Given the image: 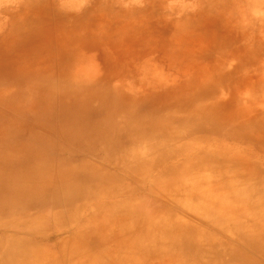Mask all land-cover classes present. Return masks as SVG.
I'll list each match as a JSON object with an SVG mask.
<instances>
[{"label": "rangeland", "instance_id": "374dc122", "mask_svg": "<svg viewBox=\"0 0 264 264\" xmlns=\"http://www.w3.org/2000/svg\"><path fill=\"white\" fill-rule=\"evenodd\" d=\"M166 11L169 15L165 18L171 22L168 24L160 20L158 6L145 8L137 0H0V62L2 59H8V62L5 60L3 69L15 74V64L19 65L17 67L19 69L22 64H34L39 58L41 75L46 72L51 79L54 78L59 82L60 70L69 64L75 49L74 31L66 27L79 28L85 41L90 37L99 40L103 35V37L119 36L104 48L100 45L102 51H98V56L103 59L101 62L92 59L87 67H78L77 72L80 71L84 77L92 78L95 74L102 76V68L104 77L113 78L112 85L125 88L122 97L123 95L132 97L131 110L146 114L150 110L145 100L152 98L156 101V97H159V101L172 108L170 113H177L181 118L180 111L186 108L181 109L180 103L202 97L213 87L215 94L218 95L217 100L225 97L228 101L226 99L228 97L236 102V107L229 111L226 109L227 115L249 111L248 108H252L254 111L250 112L252 117L263 122L264 0H228L226 3H210L206 9L204 5L193 3L191 0H175L174 3L167 4ZM193 14L196 16L192 18ZM65 16L73 20L70 22L71 25L63 26L64 22L61 23V19L65 21ZM35 34L38 36L36 37ZM26 35L32 37L27 44L25 41L29 37ZM26 45L30 49L27 54ZM210 48L213 53H206ZM219 55H222V58H219ZM236 67L238 70L233 72V68ZM74 71L76 73V70ZM226 71H232L233 80L223 78L225 80L223 81L219 78L213 81L216 75ZM236 72L237 76L234 74ZM212 75L214 76L210 80ZM9 81L8 87H2L1 97L8 99L11 95H15L17 102L0 104V125L15 123L18 127L17 129L13 127L11 131L7 130L5 133L22 135L30 132L31 137L27 141L29 143L39 142L41 145L43 137L53 141L56 149L70 150L72 147L60 142L61 138L53 132L60 127L58 98L53 99L50 106L54 111L51 120L54 128L46 132V129L36 126L32 118L40 111L44 112L47 107L42 105L43 90L41 89V108L38 112V107H35L34 111V104L40 97L38 92L31 91L37 89L28 83L26 85L23 83L26 87H22L17 86L13 79ZM13 107H27L32 111L27 115L15 114ZM219 109L221 107H218ZM220 122L224 123V120ZM2 134L0 141L5 138V134L3 132ZM131 138L130 134L118 133L113 141L84 143L91 146L96 144L102 151L107 145L108 151H112L115 149V142H131ZM145 139L147 138L143 140ZM143 140L139 141L142 143ZM159 143L160 141L155 140L153 145L158 148L164 146L163 143L160 145ZM21 144L7 150L10 155L15 154L14 162L20 172L22 171L20 167L28 160L23 157L24 146ZM100 145L104 146L101 148ZM239 147L241 148H235L232 157L222 159L210 157L209 164L199 160L189 165L186 162L190 161L188 159L191 158L190 153L180 155L184 151L180 149L177 160L172 164L176 167L173 170L175 172L171 174L173 172L171 171L159 179L158 176L163 175L160 169L146 171L148 166L154 163L153 158L145 155L139 162L137 149H130L128 154L106 159L108 165H103L104 162L98 159L103 157L102 152L100 155L97 154L98 156L87 154L85 151H77L73 156L69 154L62 156V151L56 152L50 160L45 161L46 166L42 165L44 162L42 161V175H51L55 179L59 173L57 171L59 165L62 170H79L84 160L93 164V167H103L107 180H101L108 182L105 184L106 189L111 186L113 191L115 189L117 192L125 191L129 194L115 197L113 206L109 204L104 205L103 208H97L95 205L100 203L101 197L108 195L109 191L106 189L104 194H97L83 202L80 205L81 214L92 211L95 214L93 220L95 222H89L88 226H85L86 229L84 227L78 234L73 232L62 234L49 221L41 224L40 208L31 207L33 215H30L31 210H29L28 215L15 212L8 217L7 212L5 214L1 212H5L6 208L0 210V264H101L104 260L101 256L117 254L120 245H122V256L129 260L133 255L137 264H216L215 251L211 248L207 249L209 242L222 245L225 241L229 243V239L239 244L240 241L229 231L221 230L223 233L220 234L209 229L208 227L215 228L212 226L213 217L205 213L232 206L228 205L227 201L233 202L242 196V191L229 195L223 187L224 184L227 188L232 186L231 182L236 187L239 185L249 188L255 184L264 186V160L259 155L251 154L245 146ZM127 148V144L123 146L124 150ZM73 150L74 147L71 151ZM34 155H36L34 158H39L42 154L41 151L36 150ZM4 162L0 169L6 167V161ZM69 162L75 164V168L62 164ZM163 163L164 160L161 165ZM132 165L137 167L134 168ZM128 169L135 172L127 171ZM35 171L40 170H34L33 175H40ZM243 196L249 200V195L243 194ZM216 201H220V204ZM253 205L255 210L262 211L259 213H264L262 201L256 200ZM114 206H123L119 210L125 216L132 215L134 221L139 222L142 230L144 225L150 229L153 227L150 232L151 238H154L151 244L152 250L133 253L131 247L135 246V243L125 242L132 238V234L128 231L121 238L115 237L116 240L103 242L109 233L107 226L111 231L119 227L118 222H114L113 219L120 211L111 210ZM110 212L113 218L110 219L111 221H104V217ZM225 212L229 214L231 211L225 210ZM242 212L244 213L243 210ZM203 213L204 216L200 219L195 216ZM32 216L36 218L33 219ZM170 217V221H173L177 227L184 229L187 226V229L194 232L206 231L202 238L201 236L195 238L196 245L200 246L196 252L192 253L188 247H184V242L179 241L180 238H187L179 235L181 233L175 232L174 236L162 235L159 228H155V223L165 222V219ZM38 222L40 224L37 226L42 225V227L34 229L33 226ZM83 223L80 222L78 230ZM220 223L224 226L231 224L226 218L220 219ZM247 223L253 222L246 216L240 219V224L249 228ZM177 233L179 234L175 235ZM108 237L114 239L112 235ZM148 239L147 236H142L139 238L140 244L143 245ZM172 239L177 241L171 244ZM18 252L15 259L5 257V254ZM224 258L226 262L229 261L228 257Z\"/></svg>", "mask_w": 264, "mask_h": 264}, {"label": "bare ground", "instance_id": "6f19581e", "mask_svg": "<svg viewBox=\"0 0 264 264\" xmlns=\"http://www.w3.org/2000/svg\"><path fill=\"white\" fill-rule=\"evenodd\" d=\"M64 19L65 21H63V18L61 19V23L64 22L63 26L71 25L70 22L73 20L67 17ZM66 28H72L74 31L76 37L75 49L69 64L60 70L61 73L58 75L59 82H56L54 78L52 80L49 75H46V72L42 73L43 76L41 75V61L39 58L34 64L20 63L23 66L19 69L17 68L19 65L15 64V74L3 69V64L6 62L5 60L8 62V59H2L0 62V93L2 92V87H8L9 80L11 79L17 83V86L21 85L22 87H26L24 84L26 85L28 83L37 89V91H29L38 92L37 94L40 98L34 104L33 110L35 111V107H38L39 112L41 108L42 89L44 95L42 105H46L47 107L44 109V112L41 113L40 111L37 116H33L32 118L35 120L36 126L46 129V132H50L54 128L51 125L54 111L50 106L52 100L58 98L60 111L58 122H60V127L57 130H53V132L61 138L60 142L66 146L74 147L73 151H71L72 148L70 150L62 148L56 149V144L53 141L43 137L41 138V145H39V142L29 143L27 141L30 140V132L22 133V135L7 134L5 133L7 130L11 131V128L18 126L15 123L11 125H0V137L3 136L2 132L5 134V138L0 141V166L5 164L4 160L6 161V167L0 169V210L6 208L5 212H1L4 214L7 212V217L12 216L15 212L28 215L31 207L34 209L40 208L41 224H46L49 221L62 234L72 232L78 234L86 225L88 226L89 222H95L93 221L95 214L92 211L81 214L80 205L97 194H104V190L106 189L105 184H108V182L101 180H107L103 167H93V164L90 162L82 160V168L79 170L72 169L71 171H66L62 170L59 165L57 178L54 179V176L51 175H42V161H44L42 165L46 166L45 161L50 160L51 156L56 152L61 153L62 151L61 155L69 154L70 156L75 155L77 151H85L87 154L92 155H100L102 152L104 154L103 157L98 159L104 162L102 163L103 165H108L106 159H113L114 156L128 154L130 149H137L139 162H141L145 155L153 158L154 163L150 164L146 171L160 169L163 175L160 174L158 179L176 169L172 164L174 160H177L180 149L184 150L180 155L186 152L190 153L191 158H188L190 161L186 162L188 165L199 160L204 164H209L210 157H218L221 159L232 157L231 155L235 154V148H241L239 146H245L246 150L251 151V154L259 155L264 160V121L262 122L261 119L252 117L250 114V112H254L252 108H248L249 111H245L246 113L240 111L236 114L232 113L227 115L226 109L229 111L236 107V102L231 101L228 97L226 98L228 101L225 100V97L222 100H217L218 95L215 94L212 87L204 96L185 100L182 104L180 103V106H182L181 109L186 108V110L180 111L181 118L177 113H170L172 108L170 109L164 102L159 101V97H156V101L154 99L152 100V98L145 100V104L149 106L148 109L150 110L146 114L133 111L130 108L132 97L124 95L122 97L125 88L122 89L120 86L112 85V77L103 76L101 79L102 76L94 73L95 75L90 78V76L84 77L80 71L77 72L78 67H87L88 62L92 59L101 62L103 59L98 56V51L101 50L100 45L104 48L107 44L114 42L117 36L106 35L103 37V35L99 40L89 36L90 39L85 41L79 28L75 26ZM132 30H134V27ZM35 33H37V30H35ZM35 36L37 37L38 35L35 34ZM26 37H29L25 41L27 44L32 37L30 35H26ZM26 48L27 54L30 49L27 45ZM212 51L210 48V50H206V53L212 54ZM219 58H222V55H219ZM236 69L238 70L237 67L233 68V72ZM74 70H76V73ZM234 74L237 76L238 73L236 72ZM232 75V71L221 72L216 75L217 77L213 81L219 78V80L222 79L223 81L233 80L234 77ZM213 76H211L210 80ZM16 100L17 96L15 95H11L7 99L6 97H1L0 94V104H16ZM153 107L155 108L154 110L152 109ZM218 107H221V109L218 110ZM30 111L32 110L27 109V107L15 108V114L27 115ZM235 111H237V108ZM258 115L260 116V114ZM221 120H224V123H221ZM118 133L130 134L132 136L131 142H115V149H112V151H108L107 145H100L101 148L103 146L105 148L102 151L96 144L95 146H91L90 144L86 145L84 143L95 141L106 143L113 141ZM144 138L147 139L143 140ZM139 140H143V142L141 143ZM155 140L160 141L159 145L163 143L164 146L161 148L156 147L153 145ZM21 143H24V145ZM213 143L215 144L212 146L209 145ZM19 144L24 146L22 152L23 157H25L24 159H28L27 163L20 167L22 169L21 172L14 162L16 159L15 154L12 153L10 155L7 151L13 146H20ZM126 144L128 148L124 150L123 146ZM36 150L41 151L42 155L39 158H34V156L36 157L34 155V151L36 152ZM29 157L33 158L30 159ZM200 157H203V159H200ZM154 158L158 159L155 160ZM163 160L164 163L161 165ZM62 164L66 167L71 166V168H75V164L70 162L69 164ZM132 166L134 167V165ZM34 170H40L35 171L40 173V175H33L32 172ZM127 171L135 172V170L130 169ZM231 185L230 188H227L224 184L223 187L226 188V193L231 195L234 192L239 193L242 191V196L240 195L241 197L233 202L228 200L227 204L232 206L212 210V212L205 214L213 217L212 223L214 225L212 226L215 228L208 227L209 229L220 234L223 233L222 231H229L230 234L238 238L240 244L235 240V242H232V239H229V243L225 241L222 245L209 242L207 244L209 248L207 249L210 250L211 248L215 251L216 264H264V213H259L262 211L255 210V206L253 205L256 200L264 203V186L255 184V186L246 188L238 185L237 188L232 182ZM111 189V186L106 189V191H109L108 195L101 197L100 203L98 202L95 205L97 208H103L104 205L109 204L113 206L115 197L129 194V192H117V190L114 189L113 191ZM243 194L249 195V200ZM216 203L220 204V201H216ZM120 208H123V206H114L113 209L111 208V210L117 209L120 211L113 219L114 222H118L119 227L115 231H111L107 226L108 236L112 235L114 239L106 236L103 242L121 238L128 231L132 234L133 239L130 237L131 239L129 238L125 242L135 243V246L131 247L133 248V253L139 254L140 250L144 252L149 249L152 250L153 247L151 244L154 238H151L152 233L150 232L153 227L150 229V227L144 225V229L142 230L139 222L134 221L132 215H123V212L119 210ZM225 210L231 212L228 214ZM112 213L110 212L105 216L104 221H111L110 219L113 218ZM30 215H33L32 210ZM195 216L200 219L201 216H204V213ZM244 216L253 222L251 224L247 223L249 228L240 224V219ZM32 217L33 219L36 218V216ZM222 218H226L231 224L226 226L222 225L220 223V219ZM170 219L171 217L165 219V222L159 221L155 223V228H159V232L162 235L174 236L173 234L175 232L181 233L175 235H184L187 238H180L179 241L184 242V247H188V250L192 253L196 252V249L200 246L196 245L195 238H199V236L202 238L206 234V231L198 230L194 232L187 229V226L183 229L180 226L177 227L174 225L175 223L170 221ZM82 221L84 223L78 230L80 222ZM38 224L40 223L35 224L33 228L38 229L42 227V225L37 226ZM142 236L149 238L144 241L143 245L140 244L141 240H139ZM188 236L195 237L188 238ZM175 241L177 240L172 239L170 242L174 244ZM121 246H119L117 254L112 253L101 256L104 260L108 259L105 262L103 260L101 264H137L135 262L136 257L134 258L133 255L130 256L129 260L122 256ZM17 254L19 252L9 255L5 254V257L15 259ZM225 256L228 257V262H226ZM84 258L86 257L84 256Z\"/></svg>", "mask_w": 264, "mask_h": 264}, {"label": "clouds", "instance_id": "9594fccd", "mask_svg": "<svg viewBox=\"0 0 264 264\" xmlns=\"http://www.w3.org/2000/svg\"><path fill=\"white\" fill-rule=\"evenodd\" d=\"M137 2L139 3H142L145 8H155V7H159L160 9V20L163 21L164 24H168V23H171L169 20H167L165 17L167 15H169V13L166 11V6L167 4L169 3H174L175 0H137ZM191 2L193 3H198V4H202L205 6V9L207 8V6L210 4V3H226L228 2V0H191ZM174 15V14H172ZM196 15L193 14L192 15V18L195 17ZM192 20V19H191ZM191 22V21H190ZM86 51V50H85ZM95 54V53H94ZM96 55V54H95ZM101 72H102V77L101 79L103 78L104 76V71L103 69L101 68Z\"/></svg>", "mask_w": 264, "mask_h": 264}]
</instances>
